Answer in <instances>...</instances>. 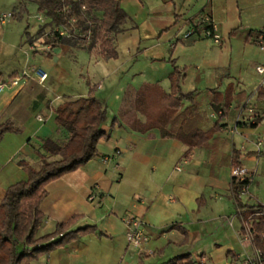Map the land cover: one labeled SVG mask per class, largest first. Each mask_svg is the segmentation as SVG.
<instances>
[{"label":"crops","instance_id":"obj_1","mask_svg":"<svg viewBox=\"0 0 264 264\" xmlns=\"http://www.w3.org/2000/svg\"><path fill=\"white\" fill-rule=\"evenodd\" d=\"M124 1L121 5L130 15L131 2ZM185 2L179 10L187 16L181 21L185 32L181 29L162 44L160 40L153 44L159 29L149 20V13H143L146 5L139 0L140 7L133 17L141 32L129 29L116 36L115 59L65 44L45 53L36 40L30 43L32 55L27 54L22 67L33 62L35 67L45 68L47 80L41 84L34 75H28L0 94V124L9 120L21 129L0 138V203L10 185L28 177L20 159L37 169L42 166L33 147L39 144L38 138L62 141L55 123L57 106L67 99L88 95L89 82L108 107V119L103 125L108 138L100 141L98 155L47 185L48 195L40 206L44 218L38 235L52 232L58 223L74 215L80 218L73 229L96 225L98 231L32 264H166L178 256H184L187 264H245V259L253 255L251 241L245 240L246 232H241L244 224L232 196L231 170L237 158L254 172L249 194L241 200L246 208L262 203L258 195L264 183V155L260 152L264 150V119L252 126L254 115L250 120L249 110L264 111V99L257 98L258 90L264 88V74L257 71L258 66H264V50L256 40L257 33L264 30V0H236L234 11L229 7L230 0H198L187 11ZM16 3L12 12L20 9V0ZM207 15L218 25L219 32L233 29L236 33L228 41L223 35L219 43L213 41L218 45L210 46L216 53L214 62H208L204 54L199 62L181 60V55L175 53L187 49L186 33L194 29L190 36H195L197 23ZM11 20L0 21V32H11ZM235 26L238 29L234 31ZM203 39H207L204 32L196 40L197 45ZM143 40L147 45L142 51ZM154 48H162L164 56L152 57L162 60L151 58L149 68L155 72L141 79L148 66L145 54ZM11 57L12 50L0 52V82L8 81L13 73L20 74L17 67L10 66ZM174 65L187 67L182 88L193 98L184 101L169 128L186 125L188 129L213 130L211 136L189 148L158 128L144 133L111 124L129 84L140 87L146 82H159L169 92ZM26 70L27 67L23 69ZM165 81L168 88L163 85ZM186 83L190 85L186 87ZM227 99L231 103L222 117L218 105ZM57 158L49 156L48 160ZM92 191L96 197L89 200ZM129 214L145 221L149 239L143 250L128 243L125 218ZM101 232L108 236H100ZM146 249L155 253L147 256Z\"/></svg>","mask_w":264,"mask_h":264},{"label":"trees","instance_id":"obj_2","mask_svg":"<svg viewBox=\"0 0 264 264\" xmlns=\"http://www.w3.org/2000/svg\"><path fill=\"white\" fill-rule=\"evenodd\" d=\"M29 1L20 0V9L17 14L13 12L14 17H22L26 3ZM121 1L31 0L37 4L39 12L49 22L39 29L36 36H30L28 27L25 34L29 43H34L43 37L38 41L40 45L51 44L52 47H58L65 44L85 49L90 53L95 52L105 59H115L118 57L116 36L127 30L126 24L129 20ZM49 25L57 29L67 27L68 34L62 35L57 29H52L49 33L45 32ZM204 26L202 22H198L196 35L188 36L186 41L193 42L199 39L205 32ZM251 32L252 30H249L248 33ZM262 32L264 43V30L257 33L256 40H259ZM186 71L187 67L174 65L169 75V92L159 82L144 83L140 87L129 84L124 91L118 114L112 119L111 124L126 125L144 133L158 128L162 134L178 138L189 148L211 136L213 130L188 129L186 125L177 129L169 128L175 115L182 110L184 101L193 98L191 92H185L182 88ZM16 75L13 73L12 77ZM88 86V95L67 99L55 108L57 133L62 137V141L39 137V144H34L36 155L43 161L42 166L37 169L24 159L18 161L26 170L28 177L10 185L0 203V264H32V261L50 254L53 250L98 231L96 225L73 229L80 218V215H74L58 223L52 232L38 235L44 218L40 206L48 195L47 185L85 166L98 155L100 141L108 138L107 131L103 127L108 119V107L96 95L95 86L89 82ZM257 98L264 99V88L258 90ZM229 103H231L229 99L220 101L218 106L221 108L222 117L226 114ZM141 116H144L145 120ZM263 119L264 111H255L251 125L257 126ZM6 132L19 133L21 129L8 120L0 124V138ZM49 156H58V158L50 161ZM234 165H241L237 158L234 160ZM247 183V181H232V196L236 200V207L242 220L245 223L252 220L250 225L252 247L260 250L264 258V203L246 208L239 197V191ZM241 232L245 234V226ZM99 235L108 236L103 232ZM183 259L184 256H178L166 264H187Z\"/></svg>","mask_w":264,"mask_h":264},{"label":"rangeland","instance_id":"obj_3","mask_svg":"<svg viewBox=\"0 0 264 264\" xmlns=\"http://www.w3.org/2000/svg\"><path fill=\"white\" fill-rule=\"evenodd\" d=\"M141 1H143L144 4L146 5V10L143 13L144 14L149 13V20L156 26V28L158 27L159 29L158 35H157L158 38L156 39V41H153L152 43L153 44L158 43L157 41L160 40L159 42L162 44V42L166 40L165 38H170V36L174 35L175 32L183 29L181 25L182 24L181 21L187 16H184V14L180 13L179 10L184 4V1H186L185 8L187 11V9H192L198 0H141ZM124 2L125 3L131 2L130 6H128L129 7L128 11L130 15H128L129 20L126 24V29L127 30L131 29V32H141L140 27L139 26L137 27V20L135 19V17H133L134 14L138 12V9L140 7L139 0L138 1L137 0H125ZM235 2L236 0H230L229 2V7L233 11H234V6H236ZM16 4H17L16 0H11L10 3L8 2V0H6V2L5 0H2L0 1V12H3V14L11 13L13 8L16 6ZM17 12L18 11H14V14H17ZM39 16L42 17L41 20L37 18ZM9 22H8L9 23L8 26L12 25V27L9 30L11 32H0V52L4 53L5 50L7 51L12 50V57H11L12 62L10 66L17 67L20 72V74L16 75V77L20 76V78H22L21 76L25 72L23 71L25 67H27L26 72L29 75H33L34 69L36 68L33 62H31L29 66L22 67V65L24 64L25 58H27V54L30 56L32 55V51L30 50V43H29L27 35L25 34V30H26V27H28V32L30 33V36L32 37L36 36L39 29L42 26H44L46 23H48L49 20L45 18V16L41 12H39L37 4L35 2H31L30 0L29 2L26 3L25 9L22 13V17H17V18L14 17ZM52 29L56 30L57 28L49 25L46 28L45 32L49 33L52 31ZM235 29L237 30V26L234 27V30ZM182 32H185V28L183 29ZM235 33L236 32H233V29H230L229 31L225 30L224 32H219L221 37L223 35L227 41ZM42 39L43 37L41 38V40ZM38 41H40V39ZM135 41H138V37L136 35H135ZM196 42L197 41H193V42L189 41L185 43L187 49H185L182 53L181 52L179 53V51L182 50L180 49L175 53V55H177L178 53L179 55H181V60L194 63V62H199L200 57L204 54V57L206 58V60H208V62L209 61L214 62L215 61L214 57L216 53L211 49L210 46H218V45L213 43V40L211 38L203 39L202 42L199 43V45H197L198 43ZM180 44H182V42ZM145 45H147V42L144 41L141 46L142 51L144 50ZM181 46L182 45H179V47ZM38 48L43 50L45 53H47L48 50H51V48H47L46 45H42V44ZM161 51H162V48L160 49L154 48L153 51H149L145 54V57H148V59L144 58V61L147 62L148 66L145 65L144 63L146 68H145L144 75L141 76L142 77L141 79H144L145 76H148L149 74H151V72L152 73L155 72V69H153L152 67L149 68L152 62L150 60H152L153 59L152 57L154 56L161 57L163 55V52ZM172 51L173 49L171 48L169 55H172L171 54ZM167 58L165 60L170 62V60H168ZM160 60L162 59L155 58L154 61L161 62ZM160 67L161 66L159 65L158 69H160ZM161 70L163 71L164 69H162L161 67ZM4 77H6V74H4ZM140 81H144V80H140ZM168 84H169L168 81H165L163 85L168 88ZM189 85H190L189 83H186V87H188ZM258 180L261 181L260 176H258ZM260 187H261V191L259 192L258 196L261 202L264 203V183H261Z\"/></svg>","mask_w":264,"mask_h":264},{"label":"built area","instance_id":"obj_4","mask_svg":"<svg viewBox=\"0 0 264 264\" xmlns=\"http://www.w3.org/2000/svg\"><path fill=\"white\" fill-rule=\"evenodd\" d=\"M14 17L13 12L8 13V14H2L0 16V21L1 22H6ZM38 19H42L41 16L37 17ZM75 19H73L74 21ZM201 22L203 25H205V32L204 36L207 38H211L214 42L219 43L222 39L221 35L219 34V29L218 25L215 23L213 18L209 15L204 16L201 19ZM60 31V34L66 35L68 34V29L67 27H61V29H57V31ZM194 32V29H190L188 33H186L185 37L190 36ZM263 32L260 34V38L258 40V43L261 46V49L264 50V43H263ZM47 48H53L51 44L46 45ZM257 71L261 74H264V66L260 65L257 67ZM29 74L25 71L21 77H27ZM34 77L39 81V83L43 84L48 76L49 73L48 71L39 66L34 69ZM30 76V75H29ZM20 76L18 77H11L8 81L0 82V94L3 92L5 88L11 87V86H16L20 82ZM250 116L249 119H253L254 115V110L251 108L250 110ZM261 145V142L259 143ZM262 155H264V150H260ZM178 170H181L180 167L177 168ZM232 181H238V182H244L247 181V184H244L242 188L239 191V197L242 198L244 196H247L249 194V185L254 179V172L249 170L243 165H234L232 167ZM96 197L95 191H92L89 200H94ZM125 222L128 226V232H127V238H128V243L130 246H132L135 249L138 250H143L145 247L146 242L149 239L148 234L146 233L145 229V221L142 218H139L133 214H129L125 218ZM252 223V220L249 221V223H245L243 221L244 226L246 227V234H245V240L251 241V230H250V225ZM144 253L147 256H151L155 253L154 250L152 249H146L144 250ZM245 264H264V258L262 255V252L260 250H255L252 256H249L245 259Z\"/></svg>","mask_w":264,"mask_h":264}]
</instances>
